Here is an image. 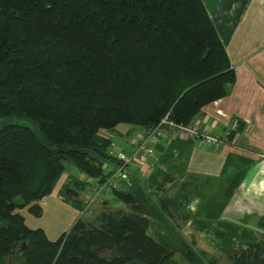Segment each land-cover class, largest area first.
Returning a JSON list of instances; mask_svg holds the SVG:
<instances>
[{
  "label": "trees",
  "instance_id": "trees-1",
  "mask_svg": "<svg viewBox=\"0 0 264 264\" xmlns=\"http://www.w3.org/2000/svg\"><path fill=\"white\" fill-rule=\"evenodd\" d=\"M233 79L201 0H0V264H177L174 254L215 264L182 235L176 201L153 199L141 182L111 191L124 208L78 216L55 239L19 210L40 216L66 163L98 183L109 176L118 159L100 129L144 128L164 115L185 124ZM79 188L64 194L79 203ZM152 221L172 244L147 234ZM224 255L264 264V237Z\"/></svg>",
  "mask_w": 264,
  "mask_h": 264
},
{
  "label": "crops",
  "instance_id": "crops-1",
  "mask_svg": "<svg viewBox=\"0 0 264 264\" xmlns=\"http://www.w3.org/2000/svg\"><path fill=\"white\" fill-rule=\"evenodd\" d=\"M201 1L234 79L226 94L204 105L194 119L221 145L208 149L197 137L180 140L169 132L166 140L154 142L142 166L125 167L116 189L133 193L141 182L153 199L164 192L163 196L176 201L171 212L176 223L182 219L187 226L193 224L196 231L191 233L200 240L213 244L219 242L216 238L226 239L228 247L237 248L257 234V239L264 237L260 226L264 220V0ZM232 119L237 120L235 129L229 127ZM140 129H109L111 134H131L128 142L115 144L111 153L128 154L130 139ZM74 176L66 169L59 175L50 193L39 200L41 212H54L57 200L67 197L64 190L70 184L82 186V177ZM149 228L150 236L156 232L170 238L160 225L157 228L164 233L154 229L149 234Z\"/></svg>",
  "mask_w": 264,
  "mask_h": 264
},
{
  "label": "rangeland",
  "instance_id": "rangeland-1",
  "mask_svg": "<svg viewBox=\"0 0 264 264\" xmlns=\"http://www.w3.org/2000/svg\"><path fill=\"white\" fill-rule=\"evenodd\" d=\"M118 126L125 128V127H129L130 125L119 124ZM130 127H135V126H130ZM137 128L138 127H135V130ZM109 131L110 130L103 131L102 134L108 135V137H110V141H111L110 151L112 150L113 152L115 151V147H114L115 144L116 145L124 144V141L128 142V139L131 136V134L119 135L114 132L111 134ZM98 135L101 137V134L98 133ZM126 146L128 145L126 144ZM107 167L108 165L104 164V168L107 169ZM65 168L67 171L73 174V176L75 175L74 177H77L78 174L82 177L81 179L82 186L78 189V193L76 196L77 200H79V203L76 202L74 198L67 196L63 200H57L58 206L54 212L50 210H45L41 212V215L38 217L33 216L30 213H28L24 207L19 210L20 214L22 215L24 219V223L28 227L30 228H33V227L41 228L42 227L47 237L50 239H55L62 232L66 231L78 216L82 217V219L84 220L86 219L90 220L91 218H93L95 214H97L103 208L104 209H107V208L116 209L119 207L124 208V205L118 204L117 201L111 200L105 204L100 201V202H96L93 205H91V207L89 208L87 212L80 214L79 211L81 208L82 196L87 191L85 185L88 183L87 180L92 179V178L86 176L80 171H77L72 164L66 163ZM74 183L70 184L69 187H73ZM66 205L69 207H67ZM210 217L212 218L213 216H210ZM177 225L179 226V228H181L182 235L186 239H192V237L195 238L197 242V246L200 249L202 248L208 251L212 256H214V258L216 259L215 264H228L226 257L223 254V250H225L229 245L226 239L221 240V238H216V240L219 241L220 243L213 242V244H211L210 241L200 240V237L198 236L196 237L195 235L191 233L192 231H196V228L193 224H190L187 226L185 222H183L181 219V221L178 222ZM157 226H159L158 223H156L155 221H152V226H150L151 228H149L148 233L151 234L152 230L154 229H156V231L158 232L164 233V231L162 229H158ZM154 233L156 232H153V234ZM162 237H164V239L167 240L171 244L170 238L166 237V235ZM255 238H258V234ZM219 245H222V247L219 248ZM173 261L176 262L177 264H185L184 262L180 261L178 259V256H176L175 254L173 255Z\"/></svg>",
  "mask_w": 264,
  "mask_h": 264
},
{
  "label": "built area",
  "instance_id": "built-area-1",
  "mask_svg": "<svg viewBox=\"0 0 264 264\" xmlns=\"http://www.w3.org/2000/svg\"><path fill=\"white\" fill-rule=\"evenodd\" d=\"M236 123L237 120L232 119L229 124L230 129H235ZM101 130L107 131L109 129L98 131L102 138H108L102 134L103 131ZM169 132L172 133L173 137L180 140L197 137L202 146L208 149H216L221 145V140L217 136L211 135L206 128L200 127L194 118L185 124H181L164 115L155 125L141 128L136 136L130 139L132 150L126 155L120 153L116 156L118 162L109 176L99 183L94 179L87 180L88 183L85 185L87 191L82 196L80 214L87 212L91 205L96 202L111 201V191L116 189L117 182L124 176L125 167L127 165L142 166L146 156L152 153L154 142L160 139L166 140Z\"/></svg>",
  "mask_w": 264,
  "mask_h": 264
}]
</instances>
